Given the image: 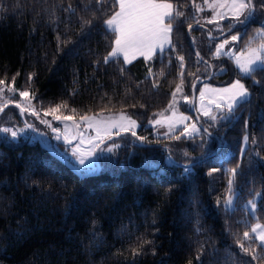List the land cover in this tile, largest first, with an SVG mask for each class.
Segmentation results:
<instances>
[{"label": "trees", "instance_id": "16d2710c", "mask_svg": "<svg viewBox=\"0 0 264 264\" xmlns=\"http://www.w3.org/2000/svg\"><path fill=\"white\" fill-rule=\"evenodd\" d=\"M193 2L204 4L175 0L184 16L174 22V48L125 64L120 58L104 63L114 36L103 25L109 13L95 0H0V79L28 91L36 111L66 102L58 114L72 121L123 113L139 124L135 136L112 139L119 145L115 160L104 157L106 170L90 175L77 173L35 137L0 142V264H264V249L251 233L253 225L264 226V72L255 77L261 84L242 80L250 97L229 119L199 120L207 132L157 137L147 127L181 82L179 56L183 93L191 99L194 84L195 93L200 81L212 73L213 83L223 77L216 70L228 66L213 58L214 43L237 33L243 40L261 26L258 19L246 27L224 20L223 33L214 35L208 12H197ZM7 109L21 124L18 110ZM237 165L233 204L226 208L229 170ZM252 199L254 216L245 206ZM246 231L252 238L244 239Z\"/></svg>", "mask_w": 264, "mask_h": 264}, {"label": "snow or ice", "instance_id": "6c2138e0", "mask_svg": "<svg viewBox=\"0 0 264 264\" xmlns=\"http://www.w3.org/2000/svg\"><path fill=\"white\" fill-rule=\"evenodd\" d=\"M257 0H204V4L212 10V16L208 19V23H216L218 29L223 33L224 29L219 28V21L229 19L234 21L236 24L241 26L247 25V23L254 18V14L257 11L256 6ZM95 4L99 6V10L102 12L107 11L109 14L103 20V25L106 32L113 34L114 39L111 41V50L104 56V63H108L113 58L123 57L125 64L131 63L132 60L136 59L137 56L143 57L145 61L151 60L154 55L159 53L163 55L166 48H174L171 40V34L173 31L174 22L176 19L184 16V13L179 10L181 7L175 0H111V4L108 9H105V5L109 4V0H95ZM73 6L69 4L71 9ZM192 7L196 9L197 12L202 10L200 4L193 2ZM259 7L264 9V0H259ZM223 10V11H222ZM97 19L93 15L92 19H83L82 23L84 26H91L93 21ZM199 23V21H197ZM189 29L192 28L190 24ZM228 30L234 27V24H228ZM211 37V33H209ZM240 39L239 33L236 35H231L230 40L224 39L221 43L216 45V50L213 54L214 57L218 58L221 55L229 56L238 69L239 79L233 81L229 86L220 89H212L208 85H205L203 89L200 90V99L204 100L207 93H214L217 99L210 100L209 103H214L216 112L211 111L209 108L202 107L201 111L203 115L211 119L213 122L218 119H229L234 112L235 108L244 102H248L250 97L249 87L246 86L242 80L252 79L254 84H261L260 80H257V72H264V26L255 30L254 34L248 38L245 42L244 48L239 52L233 53L232 50L225 49V46L231 42H236ZM64 43H68L65 41ZM198 61L202 60L199 52H197ZM180 61V78L181 82L176 84L175 91L172 93V101L169 104V109L175 111L176 97L178 93L183 91V69L184 57H178ZM204 63L211 67L207 61ZM123 71V69H122ZM151 69H149V75H151ZM189 75L195 76V73H189ZM199 79V77H196ZM15 77H13V80ZM29 81L32 79L30 74L28 77ZM0 85H5V80L0 79ZM156 86L155 84L153 85ZM195 86V85H193ZM7 91L15 92V88L8 86ZM4 92V88L0 87V93ZM35 94L33 93L32 96ZM19 96L24 100L29 102L31 101V96L28 91H20ZM187 102L188 97H183ZM0 100H3V103H0V112H3L4 109L11 103L10 100L4 99L0 96ZM17 108H20V111L23 113L27 109L20 103L16 104ZM68 105L66 102H61L60 104L55 105L54 107L48 109L45 112V115L51 114L56 120H69L72 119L70 116H61L56 115L62 108H67ZM226 110V111H225ZM75 109H72V112L75 113ZM219 113V114H217ZM32 115H37L38 113L33 109ZM188 117L180 116L179 120H172L171 118H166L168 123L169 131H173L177 123H183L184 120H187ZM80 120L85 122L88 127L95 128L97 131V137L100 139V142H103V136L101 132L103 131L104 136L108 138L111 137V129L117 128L119 131L116 132L117 135L120 134V131H131L132 135L135 136L136 121L131 119V117L124 115L123 113L116 120H109L107 123L98 118L97 116H88L82 115ZM41 123L48 124L47 121L41 120ZM150 123L161 124V120L150 121ZM51 127L50 124H48ZM26 127L32 128L31 124H27ZM79 127V125H75ZM53 132L59 133V130L56 128L52 129ZM19 129L13 130L8 127H0V132L10 133L13 138L17 136ZM199 130L196 128V125L193 124L190 127L188 125L184 126V130L181 133L182 136H189L191 133H197ZM207 129H204V132H207ZM61 136L58 134L56 139H60ZM138 139L143 140L142 137H137ZM181 136H176L175 139H180ZM75 139V137H72ZM245 141L248 140V137H244ZM65 144L70 145L71 139L67 134L64 135ZM255 142V141H253ZM81 144H83V139H81ZM90 151H94L95 147ZM115 147V145H113ZM108 151H112V148H108ZM72 155L76 157L79 164L84 165L86 156L80 155V148L77 146L72 149ZM187 155V154H186ZM237 165L236 168L230 169V176L228 179V193L229 195L224 200V205L226 208H230L233 204V184L234 178L237 174ZM185 171H190L189 167H185ZM213 172L216 169H212ZM257 195H261L257 193ZM219 203V200L217 201ZM248 205L251 207L252 211H256L255 199L249 200ZM251 233L255 234V239L260 241V244L264 246V226L259 223L255 224L251 228ZM244 239L252 238L249 232H244ZM147 243V242H146ZM239 243V241H238ZM241 249L244 253L252 254L253 259H258L255 255V249L250 247H245L243 244H240ZM140 249H133V255H139ZM199 258V257H197ZM191 264V262H189Z\"/></svg>", "mask_w": 264, "mask_h": 264}, {"label": "rangeland", "instance_id": "374dc122", "mask_svg": "<svg viewBox=\"0 0 264 264\" xmlns=\"http://www.w3.org/2000/svg\"><path fill=\"white\" fill-rule=\"evenodd\" d=\"M257 3H259V0H257ZM257 6V11L254 14L253 19H258L260 20L261 26L256 27L251 31V33L246 36L243 40H238L236 42H231L225 46V49H231L233 53L239 52L241 49L244 48L245 42L248 40L250 36H252L255 32L256 29L261 28L264 26V9L260 8L258 5ZM223 11V10H222ZM200 12H208L209 18L212 16V10L209 9L205 4L202 6V10ZM208 18V19H209ZM206 20V22L208 21ZM205 21V20H204ZM223 21H219V28H223ZM227 22H232L229 19H225ZM208 23V22H207ZM210 25V30L214 35H218L219 33H222L216 23H209ZM236 35V34H233ZM240 35V34H239ZM209 39L211 38L208 36ZM241 38V35H240ZM224 39H229L230 38H221L218 41L214 43L213 50H212V55L214 54L216 50V45L218 43H221ZM215 60H220L227 62L228 66L223 65L221 68H218L215 72V76H222V78H218L216 81L209 82V83H204L200 84L195 92V103H194V110L196 112V115L198 116L199 120L201 122H209L211 119L203 115V112L201 111L202 107L209 108L211 111L216 112L215 104L214 103H209L210 100L217 99L216 95L214 93H207L204 100L201 101L200 99V90L205 87V85H208L212 89H220V88H225L229 86L233 81L236 79H239L240 76L238 74V69L236 68L234 61L227 55H221L220 57L216 58L213 56ZM227 75V78L224 76ZM229 77H232V80L230 82H226ZM221 79V80H219ZM219 81V82H218ZM243 82V81H242ZM8 86H11V84L5 82V85H0V87L4 88V92L0 93V96H2L4 99L10 100V104H17L20 103L22 104L27 110L24 111V121L20 124L18 122L17 116H15V113L11 109H7L6 111L0 113V127H8L13 130L19 129L20 131L17 132V136L13 138L10 133H2L0 132V142L3 141L7 144H10L12 142H19L21 140H26L28 142H33L34 140V133L31 129H33L38 136L41 138V140L48 145L51 149H53L55 152H57L60 156H62L64 159L68 160L72 167L76 170L77 173L81 175H90L94 174L97 170L96 168V162H95V152L97 151V165L99 166V170L104 172L106 170L105 165H104V157L112 158L115 160V150L119 146L118 143L116 142H109L102 146L101 148L98 149V147L103 144L108 139H111L115 136H117L116 132L119 131L117 128H112L111 131V137L108 138L107 136H104L103 131L101 132V136H103V142H100V139L97 137V131L95 128H90L87 126V124L83 121L80 120V118L76 119L73 121V126L69 123H59V126H56L57 120L53 118L51 114L45 115L46 111H36L32 105V102L30 101V106L29 102L27 100H24L22 97L19 96V92H9L7 91ZM183 97H185L183 91L182 93H178L176 97V103H175V111L169 109V105L162 110L161 112L156 113V115L151 118L148 123L147 127L152 129L153 134L157 137H170L174 135L176 132L181 131V133L184 130V126L188 125L189 127L193 124L196 125V128L199 130L197 133H191L189 136H184L186 138H191L193 136L199 135L201 131V126L195 121L194 116L192 113L184 111V109L191 110V99H188L186 102ZM173 99V97H172ZM171 99V101H172ZM170 101V102H171ZM0 103H3V100H0ZM170 104V103H169ZM33 109L38 113L37 115H32ZM226 111V110H225ZM20 114V113H19ZM122 113L118 114H112V115H88V116H97L100 119H103L106 123L109 120H116L120 117ZM219 114V113H217ZM56 115H59L58 112ZM126 115V114H124ZM185 116L188 117L187 120H184L183 123H177L176 127L173 131H169L168 123L166 122V118H171L172 120H179L180 116ZM20 116V115H19ZM128 116V115H126ZM21 119V117H20ZM133 119V118H131ZM41 120H45L48 122V124L51 125V127L48 126V124L41 123ZM56 120V122H54ZM71 120V119H70ZM134 120V119H133ZM155 120H161V124H154L150 123V121H155ZM136 121V120H135ZM218 122L224 121V119H218ZM27 124H31L33 127L28 128L26 127ZM79 125V127H75V125ZM53 128H56L59 130V132L62 134L64 137L65 134L68 135V137L73 140L72 137L76 135V140L73 145L70 146H65V145H58V139H56L55 135L53 134ZM139 128V124L136 121V128L134 129L135 132H137ZM123 133H131V131H120V134ZM119 134V135H120ZM132 134V133H131ZM81 139H83V144H81ZM98 145L95 147L94 151H90L93 149V146ZM115 145V147H113ZM79 146L80 148V155L86 156L87 158L85 159L84 165H81L78 163L77 159L75 156L72 155V149L76 148ZM108 148H112V151H108ZM246 208L248 209L250 215L254 216V212L252 211L251 207L248 205V202L245 204Z\"/></svg>", "mask_w": 264, "mask_h": 264}, {"label": "water", "instance_id": "95a60500", "mask_svg": "<svg viewBox=\"0 0 264 264\" xmlns=\"http://www.w3.org/2000/svg\"><path fill=\"white\" fill-rule=\"evenodd\" d=\"M211 79H212V73H211V75H210L208 78H206V79L200 81V84L209 83V82L211 81ZM194 85H195V86H193V94H192V97H191V112H192V114H193V116H194V118H195V121L199 124V118H198V116L196 115V112H195V110H194V103H195V93H194V90H195L196 84H194ZM8 107L16 108V109L18 110V112L20 113L21 120L24 121V113H22V112L20 111V108H17L15 104H10V105H8L4 110H6ZM0 113H2V112H0ZM56 123H57V124H59V123H69V124H71V125L73 126V121L70 120V119H69V120H57ZM199 125H200V124H199ZM200 126H201V125H200ZM31 130L33 131L34 136H35V138L37 139V141H38V142H39L44 148L48 149V148L45 146V144L42 142V140L40 139V137L38 136V134H37L33 129H31ZM201 130L204 131V128H203L202 126H201ZM53 134H54L55 136H57V135L59 134V135L61 136V138L59 139V140H60V143L63 144V145H65V146H70V145H73V144L75 143L76 135H74L75 139H73V140L71 141V144L68 145V144H65V142H64V137L62 136V134H61L60 132H59V133H57V132H53ZM118 136H119V135H117V136H115V137H118ZM113 138H114V137H113ZM113 138L108 139V140H106L105 142H103V144H101V145L98 147V149L101 148L103 145H105V144L109 143L110 141H112ZM94 158H95L96 168H97V170H96L95 173L97 174V173H99V171H100V170H99V166L97 165V151L95 152Z\"/></svg>", "mask_w": 264, "mask_h": 264}, {"label": "crops", "instance_id": "0c3cea01", "mask_svg": "<svg viewBox=\"0 0 264 264\" xmlns=\"http://www.w3.org/2000/svg\"><path fill=\"white\" fill-rule=\"evenodd\" d=\"M167 49H169V48H166V50ZM165 50V51H166ZM158 54V53H157ZM155 56V55H154ZM118 58H120V59H122V61H123V57L122 56H120V57H118ZM138 59H143V57H140V56H137V58L136 59H134V60H132V62H134V61H136V60H138ZM144 60V59H143ZM124 62V61H123ZM131 62V63H132ZM128 64H130V63H128ZM254 226V225H253ZM253 236L255 237V234H253ZM258 241V240H257ZM258 243L260 244V241H258ZM261 245V244H260ZM262 246V245H261ZM262 248L264 249V246H262Z\"/></svg>", "mask_w": 264, "mask_h": 264}]
</instances>
